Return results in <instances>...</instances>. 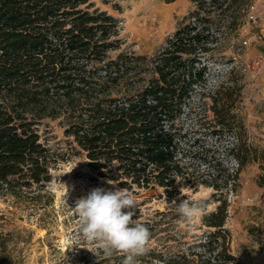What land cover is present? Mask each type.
Returning <instances> with one entry per match:
<instances>
[{"label":"trees","instance_id":"1","mask_svg":"<svg viewBox=\"0 0 264 264\" xmlns=\"http://www.w3.org/2000/svg\"><path fill=\"white\" fill-rule=\"evenodd\" d=\"M191 1L196 6L188 20L197 8L204 9L197 18L200 29L189 20L152 57L119 53L110 60L108 51L120 45L111 39L118 34L117 20L106 11H90L89 0H0V183L14 189L51 180L55 158L35 125L63 116L65 135L91 169L113 166L118 186L130 192L161 188L169 201L180 198L174 183L188 181L190 173L177 121L195 88L204 86L206 67L199 56L214 40L212 12L202 0ZM242 2L248 0H211L210 5L220 9L218 17L235 19L233 11ZM220 93L213 111L219 131L234 136L230 154L237 168L230 173L218 163L220 180L199 182L219 194L215 210L203 216L209 227L204 262L236 264L227 247L223 189L234 190L240 170L257 156L241 139V121L218 105Z\"/></svg>","mask_w":264,"mask_h":264},{"label":"rangeland","instance_id":"2","mask_svg":"<svg viewBox=\"0 0 264 264\" xmlns=\"http://www.w3.org/2000/svg\"><path fill=\"white\" fill-rule=\"evenodd\" d=\"M89 3L90 11H106L117 20L118 34L111 39H118L120 45L108 51L110 60L119 53L146 58L157 54L167 38L189 22V13L195 9L191 0ZM244 5L242 2L233 11L235 19L211 13L214 23L209 32L214 40L199 56L206 67L204 86L195 88L177 121L182 160L190 173L188 181L178 178L174 183L181 197L176 199V195L169 201L161 188L132 192L137 201L134 220L144 223L151 233L150 250L137 258L138 264H205L209 256L203 245L209 232L203 222L205 214L185 224L177 206L181 200L202 199L206 213L215 210L219 194L199 182L213 177L219 181L218 163L230 173L237 168L230 154L234 136L219 131L213 111V98L219 89L223 98L218 105L230 108L241 121V139L257 156L240 170L234 190L230 186L223 189L228 204L224 223L227 247L236 264H264V71L255 65L264 54V0L257 3L262 12L257 23L247 21ZM120 87L122 91L126 88L123 83ZM35 127L40 142L55 158L50 166L51 180L43 186L14 189L0 183V264H122L121 254L106 258L97 245L77 235L78 217L71 208L93 188L111 190L113 185L108 181H115L119 187L118 172L113 166L100 171L88 166L73 138L65 135L63 116L43 118Z\"/></svg>","mask_w":264,"mask_h":264},{"label":"clouds","instance_id":"3","mask_svg":"<svg viewBox=\"0 0 264 264\" xmlns=\"http://www.w3.org/2000/svg\"><path fill=\"white\" fill-rule=\"evenodd\" d=\"M111 190L93 188L86 196L76 200L71 207L78 217L77 235L89 244L102 249L106 258L121 254L122 264H138L137 258L149 252V228L134 220L137 201L132 192L119 188L115 181ZM204 201L181 200L177 206L180 220L190 224L206 214Z\"/></svg>","mask_w":264,"mask_h":264},{"label":"built area","instance_id":"4","mask_svg":"<svg viewBox=\"0 0 264 264\" xmlns=\"http://www.w3.org/2000/svg\"><path fill=\"white\" fill-rule=\"evenodd\" d=\"M202 1L204 3L203 8H207L212 13H216V14L220 12V9L215 10L214 7L210 5L211 0H202ZM258 1L259 0H248L247 3H244L245 4L244 7H242V8H245L244 11L246 13V19L248 22L257 23L259 22V19L261 18L262 12H260L259 8L257 7ZM194 5L196 6L195 3ZM196 11H197V14L192 16L190 18V21L192 22L193 25H196V29H200L202 27V23H200V21L197 18L204 15V12H203L204 9L197 8ZM209 28H211V25L209 26ZM246 43H247L246 41H243V44H246ZM255 65H256V68H258V70L264 71V54H262V57L260 59L255 61Z\"/></svg>","mask_w":264,"mask_h":264}]
</instances>
